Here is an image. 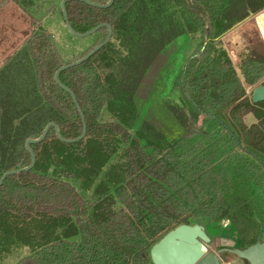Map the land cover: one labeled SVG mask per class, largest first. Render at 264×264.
<instances>
[{"label": "trees", "instance_id": "1", "mask_svg": "<svg viewBox=\"0 0 264 264\" xmlns=\"http://www.w3.org/2000/svg\"><path fill=\"white\" fill-rule=\"evenodd\" d=\"M24 2L30 14L36 2ZM5 4L0 0V8ZM66 9L77 33L107 23L113 37L60 75L84 113L86 138L64 143L51 128L43 142L30 146L34 169L0 187V260L28 247L31 254L18 264H152V247L185 222L227 221L241 237L239 249L255 244L264 234V102L253 104L247 87L264 83V64L248 62L242 82L217 41L260 15L264 0H114L104 9L75 0ZM166 17L177 37L183 26L201 34L172 86L188 122L176 137L149 123L136 127L137 109L117 71L147 52L155 60L171 43ZM108 35L102 28L90 48L67 62L52 35L39 28L6 59L0 70V180L30 166L26 142L39 139L48 124L68 140L83 134L81 115L55 74ZM104 109L114 121H104ZM248 115L258 122L247 126Z\"/></svg>", "mask_w": 264, "mask_h": 264}, {"label": "rangeland", "instance_id": "2", "mask_svg": "<svg viewBox=\"0 0 264 264\" xmlns=\"http://www.w3.org/2000/svg\"><path fill=\"white\" fill-rule=\"evenodd\" d=\"M4 1L5 6L0 8V70L8 57L14 56L27 44V33H33L39 28L52 35L57 49L67 62L79 57L94 44L95 38L92 36L79 39L68 31L61 12L63 0H34L36 3L30 9V14L24 8V0ZM228 17L232 18L233 13ZM165 22L167 28L172 30L168 32L172 41L159 56L152 60L153 57L148 52L147 56L145 52V58H133L125 65H119L117 71L123 88L130 92V100L137 109L136 127L149 123L161 133L176 137L185 130L188 122L184 121V103L178 92H173L172 86L183 63L200 45L201 34H190L189 28L183 26L184 35L177 37L176 28L170 25L169 17H166ZM263 34L264 11L241 22L217 41L229 52L242 82L243 69L248 62L258 61L264 64V46L261 41ZM260 85L247 87V95L251 97L253 90ZM103 119L105 122H112L115 118L104 109ZM244 121L247 126L258 122L253 115H248ZM86 199H90V195ZM204 227L211 239L209 244H204L207 252L217 254L223 264H247L229 253L219 255L222 249L242 246L241 237L232 225L223 221ZM30 254L28 247H16L0 260V264H18Z\"/></svg>", "mask_w": 264, "mask_h": 264}, {"label": "water", "instance_id": "3", "mask_svg": "<svg viewBox=\"0 0 264 264\" xmlns=\"http://www.w3.org/2000/svg\"><path fill=\"white\" fill-rule=\"evenodd\" d=\"M69 1H75V0H63L61 4V9L63 12V18L65 25L68 29V31L79 39H85L88 38L94 34H96L99 30L102 28H107L109 30V35L107 39L97 46L88 56H86L84 59L79 60L77 62L68 64L66 66H63L60 68L57 73L55 74V82L56 84L69 93L76 105V108L78 109L83 126L84 131L83 134L76 139L68 140L61 136L59 128L55 123H50L45 128L43 135L39 139L35 140H28L26 142V150L31 155V164L29 167L24 169H19L11 172L5 173L1 180H0V187L4 184L5 180L13 175L21 174L24 172H29L34 169L36 165V155L31 150L30 146L32 144H37L40 142H43L51 128L55 129L56 135L58 139H60L64 143L68 144H74L78 143L86 138L87 134V125L86 120L84 117V113L78 103L77 97L73 91H71L69 88H67L63 83L60 81V75L63 71H66L68 69H71L73 67L79 66L86 60H88L90 57H92L95 53L100 51L104 46H106L113 37V29L112 27L105 23L102 24L93 30L85 33V34H79L77 33L71 26L68 18V12L66 9V3ZM86 2L88 5L97 7V8H109L114 3V0H110L109 4L107 5H99L95 4L88 0H79ZM251 100L253 104L263 103L264 102V83L255 88L251 95ZM194 131H197V128L194 127ZM262 232H264V229H262ZM211 242V239L209 238L206 228L203 225L196 224L191 225L188 222H185L184 224L178 226L177 228L170 231L167 235H165L159 242H157L151 249L150 256L152 264H221L220 258L217 254L212 252H207L205 250L204 244H209ZM229 253L234 256H236L238 259H241L247 264H264V238L261 234L257 242L248 248L242 250V249H231V248H225L219 251L220 254Z\"/></svg>", "mask_w": 264, "mask_h": 264}, {"label": "built area", "instance_id": "4", "mask_svg": "<svg viewBox=\"0 0 264 264\" xmlns=\"http://www.w3.org/2000/svg\"><path fill=\"white\" fill-rule=\"evenodd\" d=\"M220 263L223 264V263L221 262V260H220Z\"/></svg>", "mask_w": 264, "mask_h": 264}]
</instances>
